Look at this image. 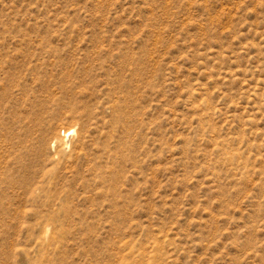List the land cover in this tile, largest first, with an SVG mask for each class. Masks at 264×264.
Segmentation results:
<instances>
[{"label":"rangeland","instance_id":"rangeland-1","mask_svg":"<svg viewBox=\"0 0 264 264\" xmlns=\"http://www.w3.org/2000/svg\"><path fill=\"white\" fill-rule=\"evenodd\" d=\"M0 264H264V0H0Z\"/></svg>","mask_w":264,"mask_h":264},{"label":"bare ground","instance_id":"bare-ground-1","mask_svg":"<svg viewBox=\"0 0 264 264\" xmlns=\"http://www.w3.org/2000/svg\"><path fill=\"white\" fill-rule=\"evenodd\" d=\"M72 133V132H71ZM71 133H69L71 135Z\"/></svg>","mask_w":264,"mask_h":264}]
</instances>
